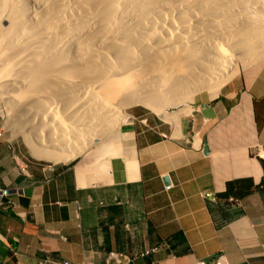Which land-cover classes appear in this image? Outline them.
<instances>
[{"label":"crops","instance_id":"0c3cea01","mask_svg":"<svg viewBox=\"0 0 264 264\" xmlns=\"http://www.w3.org/2000/svg\"><path fill=\"white\" fill-rule=\"evenodd\" d=\"M242 66L165 115L132 109L68 160L3 132L0 264H264V56ZM205 191L240 207H210Z\"/></svg>","mask_w":264,"mask_h":264},{"label":"bare ground","instance_id":"6f19581e","mask_svg":"<svg viewBox=\"0 0 264 264\" xmlns=\"http://www.w3.org/2000/svg\"><path fill=\"white\" fill-rule=\"evenodd\" d=\"M262 54L264 0H0V84L37 158H73L122 104L165 115L214 93Z\"/></svg>","mask_w":264,"mask_h":264},{"label":"rangeland","instance_id":"374dc122","mask_svg":"<svg viewBox=\"0 0 264 264\" xmlns=\"http://www.w3.org/2000/svg\"><path fill=\"white\" fill-rule=\"evenodd\" d=\"M177 3V2H175ZM263 55V54H262ZM261 55V56H262ZM260 59V58H259ZM237 66H238V69L239 68H242V59L241 58H238L237 59ZM244 65V64H243ZM246 67V66H245ZM236 74V73H235ZM234 76V75H233ZM232 76V77H233ZM201 90H205V89H201ZM9 86L5 85H1L0 84V108L3 110V113H4V118H3V121L0 123V126H1V129L3 130V132H5L6 130H9V132H11L13 134L14 137H18V138H22V133H25L24 131L26 129H28V127H30V125L28 126H24L21 124L23 123L25 117H24V114H26L25 116H27L28 112L27 110L25 109H19V111H16L15 112V115L12 116V114L10 113V103L8 102L9 99H10V96H9ZM200 90H195V91H191L190 92V95L188 94V97L185 98L184 100L180 101V100H177V101H173V102H168L166 105L163 106V108L161 109V111H165V110H173V109H176L178 106H180L183 102L187 101L189 97H191L195 92H198ZM144 108L146 110H149V111H152L148 108H146L144 105L142 104H129V103H125V104H122L119 108H118V111L116 113L113 114V116L115 117L114 118V121L112 123H110L108 126H104V128H101L100 131H103L102 133L105 134L107 133L108 131H111L112 129H114L118 124H120L124 118L126 117L127 113L130 112L132 109L134 108ZM19 112V114H18ZM21 112V113H20ZM121 112V113H120ZM155 112V111H154ZM17 114V115H16ZM22 114V115H21ZM29 115V114H28ZM18 116V117H17ZM11 118L15 119L16 122H14L13 124H11ZM23 127L22 131H21V128ZM31 128V127H30ZM24 130V131H23ZM20 131L22 133H20ZM101 133V134H102ZM100 134V135H101ZM26 135V134H25ZM100 138L99 136L93 138L90 142H87L89 143L88 145L85 146L84 150L89 147L93 142L96 141V139ZM71 142H73L71 140ZM69 145V144H68ZM82 150V151H84ZM80 151V152H82ZM79 152V153H80ZM78 154V153H77Z\"/></svg>","mask_w":264,"mask_h":264},{"label":"built area","instance_id":"2783aa9c","mask_svg":"<svg viewBox=\"0 0 264 264\" xmlns=\"http://www.w3.org/2000/svg\"><path fill=\"white\" fill-rule=\"evenodd\" d=\"M4 113L0 108V123L3 121ZM3 130L0 126V139L2 138ZM165 190H169L171 188V184H167ZM7 190L0 188V207L3 206L4 198L7 196ZM202 197L210 207H215L219 204H224L226 206H230L233 208L240 207V201L234 197H227L224 199H220L214 192L205 191L202 193ZM168 245L164 242L158 246L147 249L143 252L142 255H149L157 252L161 247H167ZM107 262H113L114 264H123L130 261V258L126 254L118 253V252H109L106 258ZM62 264H71L68 261H63ZM196 264H229L226 256L223 253H219L215 256H212L208 259L197 260Z\"/></svg>","mask_w":264,"mask_h":264},{"label":"water","instance_id":"95a60500","mask_svg":"<svg viewBox=\"0 0 264 264\" xmlns=\"http://www.w3.org/2000/svg\"><path fill=\"white\" fill-rule=\"evenodd\" d=\"M206 151V150H205Z\"/></svg>","mask_w":264,"mask_h":264}]
</instances>
